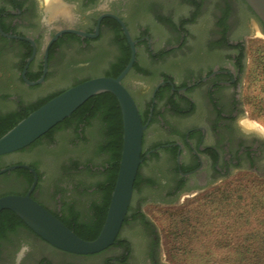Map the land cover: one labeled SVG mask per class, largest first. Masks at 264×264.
Instances as JSON below:
<instances>
[{
  "label": "flooded vegetation",
  "instance_id": "flooded-vegetation-1",
  "mask_svg": "<svg viewBox=\"0 0 264 264\" xmlns=\"http://www.w3.org/2000/svg\"><path fill=\"white\" fill-rule=\"evenodd\" d=\"M57 1L60 12L51 16L47 0H0V125L83 82L111 77L127 57L131 62V40L137 60L123 83L147 127L143 164L129 213L111 247L89 256L64 252L4 211L0 216V264H13L23 243L31 246L23 264H168L158 229L145 211V187H152L160 204L166 205L215 187L237 173L264 179V127L252 120L258 109L256 99L264 95L250 94L251 78L264 77V55L254 56L250 47L251 40L264 39V26L244 0H218L210 19L204 15L208 0H187L194 14L181 17L168 14L162 0ZM145 18L167 27L170 39L157 37L143 23ZM253 64L261 70L253 73ZM42 79L38 85L28 83ZM59 81L69 83L39 94ZM99 121L73 123L78 136L75 145L88 144L89 130ZM61 128L35 146L0 157V171L21 167L0 175V187H16L1 192L0 198L26 196L37 175L35 201L64 224L91 226L100 213L104 165L74 170L102 174L98 185L79 186L80 196H75L37 164L8 161L46 139L59 148L54 135ZM157 130L166 139L149 145ZM149 163H161L157 171L161 182L142 174ZM69 165L63 170L75 166Z\"/></svg>",
  "mask_w": 264,
  "mask_h": 264
},
{
  "label": "rangeland",
  "instance_id": "rangeland-1",
  "mask_svg": "<svg viewBox=\"0 0 264 264\" xmlns=\"http://www.w3.org/2000/svg\"><path fill=\"white\" fill-rule=\"evenodd\" d=\"M162 2L167 13L172 16L194 14L195 9L187 0ZM217 2L218 0H208L204 12L207 19L213 16L212 10ZM143 23L148 24L157 37L170 39L169 29L164 25L147 18L143 19ZM262 44L264 39H254L251 40L250 47ZM142 61L148 63V57L142 55ZM68 83L69 81H59L43 89L39 94L45 95L50 91L65 88ZM27 96L32 97L33 94L28 93ZM36 100L38 99H26L27 102ZM252 120L264 127V118L252 117ZM100 124V121L96 122L89 130L90 141L86 145H75L78 138L73 128L75 125H65L54 135L59 148L54 146L53 140L46 139L35 149L8 161L37 164L44 173H48L54 179H60L62 185L73 191L75 196H80L76 192L77 187L90 188L98 185L102 181V176L89 171L76 173L73 167H68L67 171L63 169L72 163L93 167L104 165L107 156L97 152L102 141ZM155 133L156 135L149 139V145L166 139L162 132L157 130ZM160 167L161 163H149L143 167L142 174L161 182L157 175ZM14 189L16 187L12 185L2 186L0 193ZM143 192V197L147 200L145 211L158 229L168 264H264V240L261 239L264 233V179L251 173H237L230 180L215 187L182 197L175 204L166 205L160 204L152 187H145ZM252 234L257 236L249 238L248 236ZM227 244L229 246L225 247ZM238 246L240 254L236 253Z\"/></svg>",
  "mask_w": 264,
  "mask_h": 264
},
{
  "label": "water",
  "instance_id": "water-1",
  "mask_svg": "<svg viewBox=\"0 0 264 264\" xmlns=\"http://www.w3.org/2000/svg\"><path fill=\"white\" fill-rule=\"evenodd\" d=\"M264 26V0H244ZM130 40L127 28L122 23ZM83 35V34H82ZM132 45L131 62L118 78L98 77L74 86L32 113L0 139V157L18 153L39 141L59 124L70 118L90 99L110 93L119 102L123 117V150L120 170L112 194L108 216L102 232L94 241L81 239L44 206L32 198L38 177L26 196L9 195L0 198V216L4 211L16 214L38 237L53 247L76 255H95L111 247L129 213L135 193V184L143 164V143L147 127L143 124L139 107L124 86L137 60V50ZM44 79L30 85H38ZM21 168L10 167L0 175ZM35 173L34 170H32Z\"/></svg>",
  "mask_w": 264,
  "mask_h": 264
},
{
  "label": "trees",
  "instance_id": "trees-1",
  "mask_svg": "<svg viewBox=\"0 0 264 264\" xmlns=\"http://www.w3.org/2000/svg\"><path fill=\"white\" fill-rule=\"evenodd\" d=\"M252 54L254 56L264 55V44L258 47H252ZM130 58L127 57L125 60L123 67L118 71L114 72L111 76L112 78H118L123 71L127 68L129 64ZM261 70V66L257 64H253L252 72L256 73ZM250 94L264 95V77H253L251 78V86H250ZM58 95H55L49 99H45L40 102L37 106H35L32 110H29L24 116L16 117L13 116L4 124L0 125V139L6 135L10 130H12L15 126H17L21 121L26 119L32 113L49 103L51 100L56 98ZM255 104L258 105V109L254 111L253 115L255 118H264V99H256ZM98 118L101 122V132L100 137L102 141L97 149L98 154L107 156V160L104 163V169L106 170L105 175L106 181L105 184L102 185V199L101 206H99L100 213L97 217V221L94 222L91 226H72L71 224H65L70 230L75 232L77 236L86 241H94L98 238L100 233L102 232L105 220L107 218L109 206L112 199V194L115 189L116 181L118 178L119 170H120V162L123 150V134H124V126H123V117L122 111L116 97L110 93L103 94L100 96H96L90 99L85 105H83L78 111H76L70 118L65 120L63 123L59 124L52 131H50L47 135L42 137L39 141H37L34 145L39 144L43 139L51 136L55 130L58 128L64 127L65 125H72L73 123H90L94 119ZM79 165H75L73 167L76 170ZM108 167V168H107ZM100 175H102L100 173ZM139 180V179H138ZM138 180L136 182L135 188L138 187ZM11 214L17 218H19L16 214L11 211H5L4 214ZM223 219V217H222ZM230 234V233H229ZM255 235L248 236L249 238L256 237ZM264 240V233L262 234V238ZM230 244V243H229ZM227 244L225 247L229 246ZM186 246V245H185ZM223 247V245H220ZM237 254H240L239 246L236 250ZM225 262V261H222ZM221 262V263H222ZM231 264V263H230Z\"/></svg>",
  "mask_w": 264,
  "mask_h": 264
},
{
  "label": "clouds",
  "instance_id": "clouds-1",
  "mask_svg": "<svg viewBox=\"0 0 264 264\" xmlns=\"http://www.w3.org/2000/svg\"><path fill=\"white\" fill-rule=\"evenodd\" d=\"M31 251V246L29 243H23L19 247L14 257L13 264H23L25 256Z\"/></svg>",
  "mask_w": 264,
  "mask_h": 264
},
{
  "label": "bare ground",
  "instance_id": "bare-ground-1",
  "mask_svg": "<svg viewBox=\"0 0 264 264\" xmlns=\"http://www.w3.org/2000/svg\"><path fill=\"white\" fill-rule=\"evenodd\" d=\"M57 0H47L48 11L52 15L58 14L60 12V6Z\"/></svg>",
  "mask_w": 264,
  "mask_h": 264
}]
</instances>
